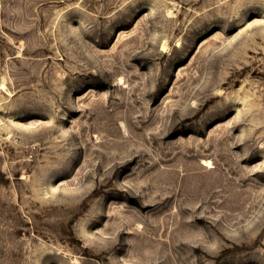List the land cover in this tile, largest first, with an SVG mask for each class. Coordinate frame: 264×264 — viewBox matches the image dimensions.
Returning a JSON list of instances; mask_svg holds the SVG:
<instances>
[{
    "label": "rangeland",
    "instance_id": "1",
    "mask_svg": "<svg viewBox=\"0 0 264 264\" xmlns=\"http://www.w3.org/2000/svg\"><path fill=\"white\" fill-rule=\"evenodd\" d=\"M0 264H264V0H0Z\"/></svg>",
    "mask_w": 264,
    "mask_h": 264
},
{
    "label": "bare ground",
    "instance_id": "2",
    "mask_svg": "<svg viewBox=\"0 0 264 264\" xmlns=\"http://www.w3.org/2000/svg\"><path fill=\"white\" fill-rule=\"evenodd\" d=\"M164 48H165V46H164ZM5 88V87H4Z\"/></svg>",
    "mask_w": 264,
    "mask_h": 264
}]
</instances>
